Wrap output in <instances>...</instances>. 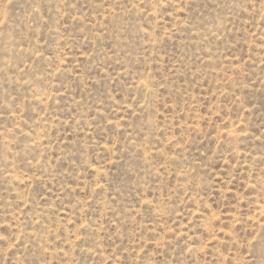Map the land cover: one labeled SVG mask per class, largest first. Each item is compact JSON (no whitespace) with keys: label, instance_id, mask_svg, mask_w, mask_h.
Listing matches in <instances>:
<instances>
[{"label":"rangeland","instance_id":"1","mask_svg":"<svg viewBox=\"0 0 264 264\" xmlns=\"http://www.w3.org/2000/svg\"><path fill=\"white\" fill-rule=\"evenodd\" d=\"M0 264H264V0H0Z\"/></svg>","mask_w":264,"mask_h":264}]
</instances>
